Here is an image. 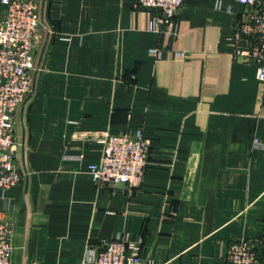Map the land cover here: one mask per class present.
Returning <instances> with one entry per match:
<instances>
[{
    "label": "crops",
    "instance_id": "obj_1",
    "mask_svg": "<svg viewBox=\"0 0 264 264\" xmlns=\"http://www.w3.org/2000/svg\"><path fill=\"white\" fill-rule=\"evenodd\" d=\"M37 6L34 89L14 116L24 177L0 191L13 264H84L89 245L117 236L154 264H226L232 240L264 230V82L236 55L245 7L184 0L153 29L137 0ZM139 128L143 184L97 185L89 165L106 133Z\"/></svg>",
    "mask_w": 264,
    "mask_h": 264
},
{
    "label": "built area",
    "instance_id": "obj_2",
    "mask_svg": "<svg viewBox=\"0 0 264 264\" xmlns=\"http://www.w3.org/2000/svg\"><path fill=\"white\" fill-rule=\"evenodd\" d=\"M1 1L5 10L0 25V191L4 193L24 177L15 152L14 116L34 89L32 70L40 14L37 0ZM233 1L245 7L237 36L247 42L236 55L258 63L257 77L264 82V0ZM183 3L184 0H137L139 7L155 10L153 29L170 27ZM254 146L262 148L264 144L255 138ZM150 148L151 140L142 128L133 133L107 132L100 161L89 165L92 179L97 185L140 187ZM3 213L0 208V264H13L12 226ZM139 243L117 236L103 242L100 248L89 245L84 264H154L142 258ZM260 248H264V230L256 236L234 239L228 244L226 264H257Z\"/></svg>",
    "mask_w": 264,
    "mask_h": 264
},
{
    "label": "water",
    "instance_id": "obj_3",
    "mask_svg": "<svg viewBox=\"0 0 264 264\" xmlns=\"http://www.w3.org/2000/svg\"><path fill=\"white\" fill-rule=\"evenodd\" d=\"M117 186H118V187H124V188H128V186H127V185H125V184H118Z\"/></svg>",
    "mask_w": 264,
    "mask_h": 264
}]
</instances>
